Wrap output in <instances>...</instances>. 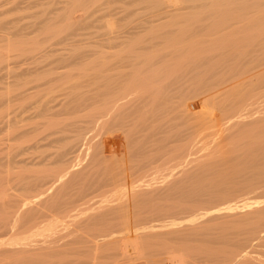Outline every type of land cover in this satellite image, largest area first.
<instances>
[{"label":"rangeland","instance_id":"374dc122","mask_svg":"<svg viewBox=\"0 0 264 264\" xmlns=\"http://www.w3.org/2000/svg\"><path fill=\"white\" fill-rule=\"evenodd\" d=\"M263 192L264 0H0L5 264H264Z\"/></svg>","mask_w":264,"mask_h":264},{"label":"bare ground","instance_id":"6f19581e","mask_svg":"<svg viewBox=\"0 0 264 264\" xmlns=\"http://www.w3.org/2000/svg\"><path fill=\"white\" fill-rule=\"evenodd\" d=\"M167 1H168V0H167ZM199 1H200V0H199ZM169 2H170V1H169ZM169 2H168V3H169ZM175 2H176V1H175ZM162 3H163V2H162ZM163 4H165V3H163ZM172 4H173V2H172ZM71 7H72V6H71ZM155 7H156V6H155ZM164 7H165V5H164ZM168 7H169V5H168ZM66 9H67V8H66ZM166 9H167V8H166ZM157 10H158V9H157ZM169 10H170V9H169ZM177 11H178V10H177ZM173 12H174V11H173ZM149 20H150V19H149ZM128 33H129V32H128ZM132 34H133V33H132ZM111 39L113 40L114 38H111ZM109 40H110V39H109ZM115 40H116V39H115ZM115 40H113V41H115ZM123 40H124V39H123ZM120 41H121V39H120ZM116 42H117V41H116ZM108 43H109V42H108ZM23 186H24V185H23ZM21 187H22V186H21ZM27 187H28V186H27ZM257 187H258V186H257ZM167 189H168V188H167ZM256 189H257V188H256ZM174 190H175V189H174ZM240 190H241V189H240ZM4 192H5V191H4ZM171 192H172V191H171ZM240 192H241V191H240ZM223 193H225V192H223ZM223 193L220 192V194H222V199L227 198V197H223V196H224ZM246 193L249 194V192H246ZM263 193H264V192H263ZM144 194H145V193H144ZM169 194H170V193H169ZM233 194H234V193H233ZM236 194H237V193H236ZM147 195H148V194H147ZM155 195H156V194H155ZM205 195H206V194H205ZM225 195H227V194H225ZM228 195H229V194H228ZM4 196H5V195H4ZM7 196H8V195H7ZM172 196H173V195H172ZM219 196H220V195H219ZM231 196H232V195H231ZM242 196H243V194H242ZM254 196H256V195L254 194ZM0 197H2V196H0ZM197 197H198V196H197ZM228 197H229V196H228ZM7 198H8V197H7ZM76 198H77V197H76ZM149 198H150V197H149ZM173 198H174V197H173ZM194 198H195V197H194ZM209 198L212 199L211 196H210ZM213 198H214V197H213ZM235 198H237V197H235ZM78 199H79V196H78ZM204 199H205V198H204ZM214 199H215V198H214ZM231 199H232V198H231ZM233 199H234V197H233ZM1 200H2V199H1ZM6 200H7V199H6ZM72 200H73V199H72ZM207 200H208V199H207ZM237 200H238V199H237ZM243 200H244V199H243ZM248 200H249V199H248ZM253 200H254V199H253ZM209 201H210V200H209ZM211 201H212V200H211ZM215 201L217 202V200H215ZM238 201H239V200H238ZM250 201H251V199H250ZM13 202H14V201H13ZM13 202H12V204H13ZM22 202H23V201H22ZM197 202H198V201H196V203H197ZM227 202H228V201H227ZM231 202H232V201L230 200V203H231ZM247 202H248V201H247ZM0 203H2V205L4 204L3 202H0ZM15 203H16V202H15ZM234 203H235V202H234ZM244 203H245V202H244ZM249 203H250V202H249ZM61 204H62V203H61ZM71 204H72V203H71ZM215 204H216V203H215ZM246 204H247V203H246ZM0 205H1V204H0ZM8 205H9V202H8ZM13 205H14V204H13ZM56 205H57V203H56ZM213 205H214V204H213ZM216 205H217V204H216ZM226 205H227V204H226ZM233 205H234V204H233ZM250 205H251V204H250ZM250 205H249V206H250ZM3 206H4V205H3ZM3 206H2V207H3ZM21 206H22V205H21ZM57 206H58V205H57ZM235 206H238V205L235 204ZM245 206H248V204L245 205ZM0 207H1V206H0ZM2 207H1V209H3V210H1V211L3 212V211H5V209H4V207H3V208H2ZM17 207H18V206H17ZM163 207H164V206H163ZM177 207H178V206H177ZM208 207H209V206H208ZM229 207H230V206H229ZM240 207H241V206H240ZM10 208H11V207H10ZM21 208H22V207H21ZM53 208H54V207H53ZM187 208H188V207H187ZM238 208H239V206H238ZM246 208H247V207H246ZM54 209H55V208H54ZM66 209H67V208H66ZM174 209H175V208H174ZM230 209H231V208H230ZM232 209H234V208H232ZM241 209H242V208H241ZM261 209H262V208H261ZM8 210H9V208H8ZM25 210H26V208L24 209V211H25ZM50 210H51V209H50ZM64 210H65V209H64ZM234 210H235V209H234ZM234 210H233V211H234ZM236 210H237V209H236ZM1 211H0V212H1ZM20 211H21V210H20ZM28 211H29V210H28ZM28 211H27V212H28ZM33 211H34V209H33ZM48 211H49V210H48ZM58 211H59V210H58ZM62 211H63V210H62ZM110 211H111V210H110ZM122 211H123V210H122ZM186 211H187V210H186ZM30 212H32V209H30ZM30 212H28L27 214H25L26 212H25V213L22 212V215L28 216V214H29ZM38 212H40L39 209H38ZM53 212H54V211H53ZM59 212H60V211H59ZM143 212H144V211H143ZM190 212H191V211H190ZM230 212H231V211H230ZM250 212H251V211H250ZM41 213H42V211H41ZM105 213H106V212H105ZM156 213H157V212H156ZM186 213H187V212H186ZM188 213H189V212H188ZM228 213H229V211H228ZM238 213H239V212H238ZM3 214H4V212H3ZM13 214H14V213H13ZM34 214L36 215V213H34ZM42 214H43V213H42ZM45 214H46V212H45ZM122 214H123V213H122ZM144 214H145V212H144ZM251 214H252V213H251ZM29 215H30V217H32V219H33L34 221H37L38 219H40V216H39L38 214L36 215V216H38V219H37V220H35V217H36V216H33L32 213H30ZM31 215H32V216H31ZM46 215H47V214H46ZM184 215H185V214H184ZM232 215H233V214H232ZM3 216H4V215H3ZM47 216H48V215H47ZM220 216H221V215H220ZM228 216H229V215H228ZM1 217H2V216H1ZM30 217L28 216L29 220L31 221L32 219H30ZM41 217H43V216H41ZM57 217H58V216H57ZM57 217H56V218H57ZM95 217H96V216H95ZM106 217H107V216H106ZM106 217H104V218H106ZM147 217H148V216H147ZM152 217H153V216H152ZM211 217H213V216H211ZM249 217H250V216H249ZM2 218H3V217H2ZM4 218H5V217H4ZM142 218H143V217H142ZM156 218H157V217H156ZM106 219H107V218H106ZM117 219H118V218H117ZM145 219H146V216H145ZM235 219H236V218H235ZM33 220H32V221H33ZM49 220H51V219H49ZM151 220H152V219H151ZM154 220H155V219H154ZM207 220H208V219H207ZM17 221H18V220H16V222H17ZM20 221H21V220H19L18 222L20 223ZM32 221H31V222H32ZM143 221H144V220H143ZM146 221H147V220H146ZM203 221H204V220H203ZM208 221H210V220H208ZM235 221H236V220H235ZM235 221H234V222H235ZM1 222H2V221H1ZM1 222H0V224H1ZM5 222H6V221H5ZM24 222H25V220H24ZM54 222H55V221H54ZM98 222H99V221H98ZM150 222H151V221H150ZM160 222H161V221H160ZM160 222H159V223H160ZM3 223H4V222H2V225H0L1 228L5 226V225H4L5 223H4V224H3ZM6 223L8 224V222H6ZM44 223H45V221H44ZM46 223H47V222H46ZM88 223H89V222H87V224H88ZM118 223H119V222H118ZM156 223H157V222H156ZM7 224H6V225H7ZM9 224H10V222H9ZM13 224H15V222H13ZM13 224H10V226H8V227L5 226V227L8 228V229H11L10 227H11V225H12V227H13ZM17 224H18V223H16L15 225H17ZM35 224H36V223H35ZM38 224H39V223H38ZM40 224H41V222H40ZM52 224H54V223H52ZM60 224H61V223H60ZM139 224H140V223H139ZM157 224H158V223H157ZM235 224H236V223H235ZM3 225H4V226H3ZM22 225H23V224H22ZM102 225H103V224H102ZM104 225H105V224H104ZM106 225H107V224H106ZM161 225H162V224H161ZM187 225H188V224H187ZM236 225H237V224H236ZM32 226L34 227V225H32ZM58 226H59V225H58ZM88 226H89V224H88ZM154 226H155V224H154ZM157 226H158V225H157ZM189 226H190V225H189ZM22 227H23V226L18 227V228L21 230ZM25 227H26V225L24 226V230H21V231L23 232V234H21V231L18 230V228H16V227H14L15 229L13 228V230H14L13 232H15V233H14L15 236H14V235L12 236V240H13V237L15 238L13 241H15V240L17 241L16 233H17L18 231H20V233H18L19 235H20V234H21V235H25V234H24ZM27 227H28V226H27ZM27 227H26V228H27ZM41 227H43V226H41ZM56 227H57V226H56ZM76 227H77V226H76ZM78 227H79V226H78ZM85 227H86V226H85ZM103 227H105V226H103ZM103 227H102V228H103ZM197 227H198V226H197ZM232 227H234V225H233ZM30 228H31V226H30ZM79 228H80V227H79ZM90 228H91V227H90ZM90 228H88V229H90ZM124 228H125V227H124ZM192 228H193V227H192ZM198 228H199V227H198ZM198 228H197V229H198ZM235 228H236V227H235ZM254 228H255V227H254ZM2 229H3V228H2ZM2 229H1V231H0V241L3 239L4 236L9 237V236L6 235V233H5L6 230H8V229H6V230L3 229L5 232L2 231ZM39 229H40V228H39ZM42 229H43V228H41V230H42ZM16 230H17V231H16ZM26 230H28V229H26ZM46 230H47V229H46ZM81 230H82V228H81ZM103 230H104V229H103ZM120 230H121V229H120ZM120 230H119V231H120ZM167 230H168V229H167ZM209 230H210V229H209ZM250 230H251V229H250ZM11 231H12V229H11L10 231L8 230V232H11ZM44 231H45V230H44ZM125 231H126V230H125ZM170 231H171V230H170ZM227 231H229V230H227ZM227 231H226V233H229V232H227ZM248 231H249V230H248ZM252 231H253V230H252ZM254 231H255V230H254ZM8 232H7V233H8ZM13 232H11V233L13 234ZM37 232H38V231H37ZM105 232H106V230H105ZM161 232H162V231H161ZM196 232H197V231H196ZM202 232H203V231H202ZM258 232H259V231H258ZM2 233H4V236L2 235ZM25 233H26V235H29V234H27V233H30V232H29V231H25ZM126 233H127V232H126ZM154 233H155V232H154ZM167 233H168V232H167ZM172 233H173V232H172ZM190 233H191V232H190ZM194 233H195V232H194ZM199 233H200V232H199ZM224 233H225V232H224ZM224 233H223V235H224ZM242 233H243V232H242ZM37 234H38V233H37ZM42 234H43V233H42ZM131 234H132V233H131ZM170 234H171V233H170ZM204 234H205V233H204ZM207 234H208V232H207ZM230 234H231V233H230ZM9 235H11V234L9 233ZM30 235H31V233H30ZM43 235H44V234H43ZM134 235H135V234H134ZM173 235H174V234H173ZM179 235H180V234H179ZM196 235H198V234H196ZM209 235H210V234H209ZM223 235H222V236H223ZM231 235H232V234H231ZM1 236H3L2 239H1ZM47 236H48V234H47ZM78 236H79V235H78ZM128 236H129V235H128ZM142 236H143V235H142ZM166 236H167V235H166ZM168 236H169V235H168ZM10 237H11V236H10ZM49 237H52V236H49ZM147 237H149V236H147ZM175 237H177V236H175ZM175 237H174V239H175ZM182 237H183V236H182ZM225 237H226V236H225ZM229 237H230V236H229ZM234 237H235V235H234ZM22 238H23V237H22ZM25 238H26V236H25ZM47 238H48V237H47ZM133 238H134V237H133ZM151 238H152V237H151ZM177 238H178V237H177ZM177 238H176V239H177ZM200 238H201V237H200ZM7 239H8V238H7ZM20 239H21V238H20ZM27 239H28V238H27ZM30 239H31V238H30ZM42 239H43V238H42ZM52 239H53V237H52ZM52 239H47V241H44L43 245H44L45 243H49L48 240H52ZM72 239H73V238H72ZM106 239H109V238H106ZM179 239H180V238H179ZM205 239H206V238H205ZM209 239H210V238H209ZM219 239H220V238H219ZM223 239H224V238H223ZM22 240H23V242H25L24 239H22ZM43 240H45V239H43ZM43 240H42V242H43ZM54 240H59L60 242L62 241V239H60V238H57V239H54ZM144 240H145V239H144ZM144 240H143L142 242H144ZM211 240H212V239H211ZM2 241H3V240H2ZM10 241H11V240H10ZM10 241H7V244H9L8 242H10ZM59 241L57 242V243H58V244H57L58 246L56 245L55 248H51L52 251H51L50 248H49V250H50L51 252L48 251L47 249H46L47 251H45V249H44V251H41V250H40L41 253L38 255L39 258H38V256H36V259H35V260L37 261V259H39L40 262H41V260H42L43 264H46L47 261H48V259H49L51 256H52V257H53V255H54L55 257H56V255L58 256L57 253H58V251H60V250H55V249H58V248H60L61 246H63V243H62V242L60 243ZM68 241H69V240H68ZM72 241H73V240H72ZM81 241H82V240H81ZM150 241H151V240H150ZM213 241H214V240H213ZM222 241H223V240H222ZM225 241H226V238H225ZM4 242H5V241H4ZM23 242H20V243H19V238H18V244L12 245V244L10 243L11 245H6V246H5V244H4V245L2 244L3 246L6 247V249H4L5 247H4V248H3V247H0V248H3V250H0V264H5V263H4L5 261H7V260H11V259H14L16 256H19V255L23 254V252L25 251V250H24L25 248H24V246L22 245ZM26 242H27V241H26ZM52 242H55V241H52ZM76 242H78V240H76ZM76 242H75V243H76ZM84 242H85V241H84ZM138 242H139V241H138ZM198 242H199V241H198ZM218 242H219V241H218ZM29 243H30V241H29ZM29 243H28V244H29ZM69 243H70V242H69ZM71 243L73 244L74 241L71 242ZM85 243H86V242H85ZM199 243H200V242H199ZM211 243H212V242H211ZM20 244H21V245H20ZM23 244H24V243H23ZM26 244H27V243H26ZM61 244H62V245H61ZM78 244H79V242L77 243V246H78ZM87 244H88V243H87ZM170 244H171V243H170ZM193 244H194V243H193ZM219 244H220V243H219ZM32 245H33V244H32ZM54 245H55V244H54ZM82 245H83V244H82ZM136 245H137V244H136ZM136 245H135V247H136ZM188 245H189V244H188ZM211 245H213V243H212ZM7 246H10V247L7 248ZM22 246H23V247H22ZM26 246H27V245H26ZM26 246H25V247H26ZM70 246H71V245H70ZM73 246H74V245H73ZM151 246H152V245H151ZM196 246H197V245H196ZM236 246H238V245H236ZM30 247H31V246H30ZM50 247H51V246H50ZM160 247H161V246H160ZM174 247H175V245H174ZM187 247H188V246H187ZM189 247H190V246H189ZM189 247H188V248H189ZM47 248H48V247H47ZM96 248H97V247H96ZM96 248H95V249H96ZM27 249H29V248L27 247ZM39 249H42V248H39ZM87 249H88V248H87ZM78 250H79V249H78ZM88 250H90V249H88ZM180 250H181V249H180ZM191 250H193V249H191ZM31 251H32V250H31ZM31 251H30V252H31ZM33 251H34V250H33ZM81 251H84V250L81 249ZM168 251H169V250H168ZM170 251H171V250H170ZM27 252H28V250H27ZM49 252H50V253H49ZM77 252H78V251H76V253H77ZM125 252H126V251H125ZM125 252H124V253H125ZM171 252H172V251H171ZM175 252H176V251H175ZM175 252H174V253H175ZM186 252H187V251H186ZM196 252H197V251H196ZM25 253H26V252H25ZM28 253H29V252H28ZM84 253H85V252H84ZM91 253H92V252H91ZM127 253H128V252H126L125 254H127ZM174 253H173V254H174ZM177 253H178V252H177ZM199 253H200V252H199ZM26 254H27V253H26ZM59 254H61V252H59ZM73 254H74V253H73ZM73 254H72V255H73ZM87 254H88V253H87ZM87 254H86V255H87ZM173 254L170 253L171 257L174 256ZM128 255H129V254H128ZM185 255H186V254H185ZM200 255H201V254H200ZM200 255H199V256H200ZM203 255H204V254H203ZM205 255H206V254H205ZM21 256H25V255H21ZM21 256H20V257H21ZM26 256H27V255H26ZM26 256H25L24 258H27ZM28 256H29V255H28ZM166 256H169V254L166 255ZM47 257H48V259H47ZM52 257H51V258H52ZM78 257H79V256H78ZM129 257H130V255H129ZM174 257H175V256H174ZM206 257H207V256H206ZM22 258H23V257H22ZM24 258H23V259H24ZM28 258H29V257H28ZM175 258H176V257H175ZM186 258H187V257H186ZM186 258H185V259H186ZM45 259H47V260H45ZM53 259H54V258H53ZM55 259H56V258H55ZM80 259H81V258H80ZM205 259L207 260V258H205ZM15 260L19 261V260L16 259V258H15ZM24 260H25V259H24ZM24 260L22 261L21 258H20V262L22 261V264H23ZM39 260H38V261H39ZM43 260L45 261V263H44ZM77 260H78V259H77ZM104 260H105V259H104ZM131 260H132V259H131ZM168 260L171 261L172 259L170 258V259H168ZM201 260H202V259H201ZM12 261H13V260H12ZM36 261L34 262V260H32L31 263L36 264V263H37ZM79 261H80V260H79ZM84 261H85V260H84ZM183 261H184V259H183ZM183 261H182V262H183ZM185 261H186V260H185ZM204 261H205V260H203V262H204ZM28 262H30V261H28ZM42 262H41V264H42ZM73 262H74V261H73ZM134 262H135V261H134ZM200 262L202 263V261H200ZM200 262L198 261V263H200ZM205 262H206V261H205ZM205 262H204V263H205ZM210 262L212 263V261H210ZM16 263H18V262H16ZM16 263H14V264H16ZM144 263H145V262H144ZM170 263H171V262H170ZM198 263H197V264H198ZM204 263H203V264H204ZM213 263H214V262H213ZM213 263H212V264H213ZM217 263H218V262H217ZM217 263H216V264H217ZM219 263H220V262H219ZM219 263H218V264H219ZM19 264H21V263H19ZM53 264H54V263H53ZM56 264H57V262H56ZM102 264H103V263H102ZM105 264H106V263H105ZM132 264H134V263H132Z\"/></svg>","mask_w":264,"mask_h":264}]
</instances>
